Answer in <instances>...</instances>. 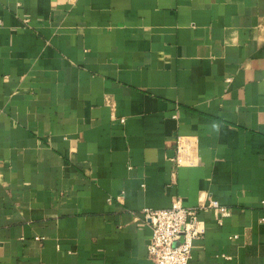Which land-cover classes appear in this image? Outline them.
<instances>
[{
    "label": "crops",
    "instance_id": "0c3cea01",
    "mask_svg": "<svg viewBox=\"0 0 264 264\" xmlns=\"http://www.w3.org/2000/svg\"><path fill=\"white\" fill-rule=\"evenodd\" d=\"M0 18V264H153L139 213L176 199L229 209L198 212L188 264H264V0Z\"/></svg>",
    "mask_w": 264,
    "mask_h": 264
},
{
    "label": "built area",
    "instance_id": "2783aa9c",
    "mask_svg": "<svg viewBox=\"0 0 264 264\" xmlns=\"http://www.w3.org/2000/svg\"><path fill=\"white\" fill-rule=\"evenodd\" d=\"M186 152V144L179 143L173 159L175 165L181 163V157ZM208 209H217L222 217L229 215V209L220 205L215 199H209L206 203L192 208L184 206L181 199H176L168 208L140 211L139 215L151 230L147 255L152 263L188 264L192 242L204 233L198 212Z\"/></svg>",
    "mask_w": 264,
    "mask_h": 264
}]
</instances>
